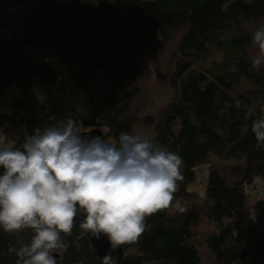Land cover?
I'll return each instance as SVG.
<instances>
[{
    "label": "trees",
    "instance_id": "trees-1",
    "mask_svg": "<svg viewBox=\"0 0 264 264\" xmlns=\"http://www.w3.org/2000/svg\"><path fill=\"white\" fill-rule=\"evenodd\" d=\"M254 18H264V0H0V129L10 123L3 130L10 139L19 128L20 142L24 131L69 117L82 135L106 142L132 133L137 81L161 45L184 31L168 79L172 97L158 120L144 119L155 130L152 140L182 158L183 180L172 208L148 217L137 242L122 245L118 264H264V226L259 231L255 221L264 216V199L253 193L257 182L264 186V148L251 132L264 116V68L252 67L246 52L252 39L242 28ZM211 50L221 56L208 67ZM97 73L101 91L87 85ZM39 79L46 86L41 99L32 93ZM240 84L254 90L233 95ZM213 157L239 162L231 171L238 181L228 186L210 171L203 196L189 191L190 174ZM82 219L81 213L70 236L61 234L67 248L57 264H101L79 227ZM31 235L0 229V264H15L8 249ZM197 246L209 249L208 261Z\"/></svg>",
    "mask_w": 264,
    "mask_h": 264
},
{
    "label": "clouds",
    "instance_id": "clouds-1",
    "mask_svg": "<svg viewBox=\"0 0 264 264\" xmlns=\"http://www.w3.org/2000/svg\"><path fill=\"white\" fill-rule=\"evenodd\" d=\"M251 39L257 49L251 65L259 69L264 26ZM259 111L264 114V105ZM254 114L249 109L247 117ZM251 132L256 146L264 148V116L252 122ZM182 165L179 155L135 131L110 143L82 135L71 117L24 131L22 142L0 131V229L9 235L32 232L29 242L8 249L15 264H57L56 254L67 248L61 234H72L81 213L83 234L107 237L112 252L137 242L148 217L172 208ZM101 262L118 264V259L109 253Z\"/></svg>",
    "mask_w": 264,
    "mask_h": 264
},
{
    "label": "rangeland",
    "instance_id": "rangeland-1",
    "mask_svg": "<svg viewBox=\"0 0 264 264\" xmlns=\"http://www.w3.org/2000/svg\"><path fill=\"white\" fill-rule=\"evenodd\" d=\"M242 1L248 3L251 0ZM261 26H264V18H254L244 23L242 28L252 38V34L257 28ZM183 33V30L174 32L170 39L161 45L157 51V58L155 61L153 63L147 64L145 76L141 80L137 81L140 94L133 100L131 104V112L138 117V122L134 125L132 132L135 131V133L144 135L149 139L154 137V128L152 126L146 125L144 123V119L146 117H152L153 120H158L162 115L166 104L172 97V89L168 84V79L173 71L174 57L177 53L178 44ZM28 51L32 53L31 50L28 49ZM246 52L252 61V58L257 52L256 46L253 45L252 41L247 47ZM220 56L221 54L219 52L211 50L205 65L209 67L210 63L215 62V59L219 60ZM200 65L201 62H197L194 66L199 67ZM67 68L68 70H71V66H68ZM260 68H264V65H262ZM64 78L65 80L69 79L68 76H65ZM35 81L33 84L34 86L32 93L34 97L41 99L45 95L46 86L40 79ZM87 85L90 88H94L96 91H101L103 89V82L100 73H97L96 77L88 79ZM247 90L253 91L254 88L249 84H240L238 91H234L233 95H236L239 91ZM8 126L10 127V123L5 122L0 131L3 132V130H6ZM19 130V128L11 129L9 134L10 139L15 138L18 135ZM107 142L111 143V139H108ZM238 164L239 162L236 160H226L225 158L221 157H213L209 165L199 167L194 170L195 172L190 174V178H192L194 182L189 186L188 190L197 191L201 196H203L205 179L210 171L217 172L221 177H223L228 186H232L238 181V177L234 176L231 171ZM253 193H255L256 196L264 199V186L260 182H257V186L253 190ZM255 221L260 231V228L264 226V216L261 214L256 215ZM204 229V227H200L199 231ZM197 249L199 250L200 257L203 260L208 261L209 258L206 255L209 254V249L202 246H197ZM143 264L161 263L148 261L144 262Z\"/></svg>",
    "mask_w": 264,
    "mask_h": 264
},
{
    "label": "water",
    "instance_id": "water-1",
    "mask_svg": "<svg viewBox=\"0 0 264 264\" xmlns=\"http://www.w3.org/2000/svg\"><path fill=\"white\" fill-rule=\"evenodd\" d=\"M92 134H98L101 135L96 130L91 131ZM87 238L90 241V250L93 253V255L97 258V260L102 264L101 259L111 253L113 256H115L118 260H120L124 256V249L123 246L118 248L115 252H112L110 243L105 236H101L100 239H96L94 237H91L90 235H87ZM57 260L60 258V255L56 254Z\"/></svg>",
    "mask_w": 264,
    "mask_h": 264
}]
</instances>
